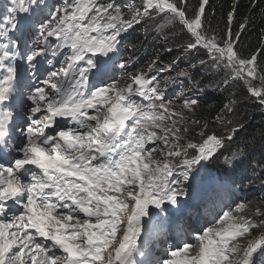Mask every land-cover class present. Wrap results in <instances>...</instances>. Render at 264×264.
I'll use <instances>...</instances> for the list:
<instances>
[{
  "label": "snow or ice",
  "instance_id": "1",
  "mask_svg": "<svg viewBox=\"0 0 264 264\" xmlns=\"http://www.w3.org/2000/svg\"><path fill=\"white\" fill-rule=\"evenodd\" d=\"M208 3L199 0L191 16L187 0H140L127 13L100 0H63L54 9L47 0L4 4L0 264H264L260 208L252 212L259 220L250 218V204L241 202L221 210L206 227L189 233L184 226L190 206L180 197L188 195L189 176L195 179L197 166L219 155L225 143L207 132V122L195 133L198 139L189 138L187 125L200 124L193 119L198 101L166 99L150 75L157 59L119 80L108 76L101 59L116 54L122 35L134 26L151 23L159 31L178 26L189 36L183 51L203 49L208 59L200 65L225 73L207 87L242 82L247 96L264 106V67L258 64L264 47L240 55L237 46L248 18L233 32L235 0L222 36L209 35ZM13 33L35 39L21 51ZM58 54L63 59L55 68L48 57ZM18 58L27 61L31 82L14 63ZM42 62L49 69L41 79ZM178 77L193 79L186 71ZM237 103L229 99L215 120L223 123ZM259 137L264 148V128ZM244 152L234 154L240 165L250 159ZM258 179L264 189V167ZM170 231L176 239L157 258L155 247Z\"/></svg>",
  "mask_w": 264,
  "mask_h": 264
},
{
  "label": "trees",
  "instance_id": "2",
  "mask_svg": "<svg viewBox=\"0 0 264 264\" xmlns=\"http://www.w3.org/2000/svg\"><path fill=\"white\" fill-rule=\"evenodd\" d=\"M126 2L127 0H111V3L117 6ZM235 2L238 7L235 9L233 32L239 30V24L244 22L245 17L248 18V27L240 37L237 50L241 56L248 57L257 48L264 47L260 43L261 36L264 35V12H262L264 0H235ZM233 3L234 0H209L205 14V28L208 30L209 35L222 36L227 26V13L232 10ZM61 4H58V6ZM187 5L188 14L191 16L192 9L198 7L199 0H187ZM149 26L151 24L141 23L128 30L126 35L121 37L116 54L117 65L113 73L114 79L119 80L125 76L126 72H130L126 64V69L119 67L123 64L121 60L126 59L128 54L137 53L138 57H147L148 64L153 59H157L156 66L165 68L164 72L158 71L155 73L157 79L161 77L160 81L174 83L169 92H165L166 99L172 100L176 104L182 103L184 99L198 101L193 119L199 120L200 124L189 123L187 125L191 129L189 138L195 137V133L199 131L205 122L208 124L207 132L209 134L225 138L224 147L219 151V155L207 161L209 172L215 170L217 175L214 176L215 178L228 179L230 188L233 191L231 201L224 197L218 203L225 204L226 210H228V207L234 208L236 204L241 202L248 203L251 207L247 215L252 219L259 220L260 217L252 216V212L256 208L264 211V204L261 203L264 201V189L258 185L248 188L245 186L246 179H240V177L251 175L252 170L256 167L260 174L262 167H264V148L261 147L259 137L260 129L264 128V106H261L258 100H253L247 96L242 82L229 81L228 84H221L219 87H207L209 84L222 81L225 73L223 71L214 72L209 67L200 65L199 61L201 59L206 61L208 59L203 49L200 51L191 50V52L183 51L180 46L189 39V36L182 32L178 26L169 27L170 31L165 29L163 32L148 35L146 30ZM258 64L264 67V53L259 54ZM169 65H171L170 69ZM181 71L189 72L193 79L178 77V73ZM176 81L177 83H175ZM195 82L200 83L198 86H194ZM182 91H185L186 94H182ZM232 98L238 100L234 114L239 119L233 116L237 119V124L234 127L228 124L229 119H225L223 123L215 120L216 116L220 114L223 104ZM222 124L225 125L223 129ZM228 135H232L233 139L231 141L226 139ZM254 136L255 140H253ZM241 149H245V156H250L246 165L239 164V156H237L238 158L235 157V166L226 167L222 163L228 161L230 157L232 158L235 153L239 154ZM209 210H213V218L220 212L215 206L209 208Z\"/></svg>",
  "mask_w": 264,
  "mask_h": 264
},
{
  "label": "rangeland",
  "instance_id": "3",
  "mask_svg": "<svg viewBox=\"0 0 264 264\" xmlns=\"http://www.w3.org/2000/svg\"><path fill=\"white\" fill-rule=\"evenodd\" d=\"M6 1L8 2V0H6ZM7 2H6V3H7ZM56 2H57V0H52V1H50V2H49V0H47V4H48V6L51 5V4H55ZM100 2H101V3H111V0H101ZM133 3H134L135 5H138V4L140 3V0H127L126 3H122V4H120V5L117 6V7L123 9L124 12L127 13V9H128V7L131 6ZM122 7H123V8H122ZM47 11H48V9L46 8V9H45V12H47ZM150 24H151V23H150ZM168 27H171V26H168ZM146 31H147L146 33H147L148 35H149V34H153V33H158V32H160V31L157 30V29L155 28V26L152 25V24H151V26L148 27V29H147ZM161 32H163V31H161ZM125 35H126V33L123 34L122 36H125ZM48 58H50V59L53 60V62H54V64H55L56 68H59V67H60V63H59V61L63 59V55H59V54H58L56 57H51V56L49 55ZM143 58H144V57H142V56H139V57H138L137 53H134V54H128L127 57H126V59H122L121 62H122L123 64H126V65L129 67L130 72L135 73V72H139V71H141V70H147V66H148L147 59H148V58H147V57H145L144 59H143ZM101 59H104V60L107 61V63H106V70H107V74H108V76H109V71L111 70V63L109 62V59H108L107 57H103V58H101ZM158 69H159V67L156 66V67L153 69V71L150 73V75H155V73L159 71ZM93 71H95V70H93ZM211 71H214V72H220V70H216V69H212ZM155 76H156V75H155ZM180 78H181V77H180ZM160 79H161V77L158 79V81L160 82L161 88H162L165 92H169L170 87H172L174 83L171 82V81H167L168 83L165 84V82H164L163 80L160 81ZM258 81H259V80H257V81L255 82L257 85H258ZM93 82H94V83H97L98 81L94 79ZM109 82H111V81H109ZM175 83H177V81H176ZM181 93H182V94H186L185 91H182ZM181 93H180V94H181ZM185 96H186V95H185ZM251 98H252L253 100H257V99L254 98V97H251ZM233 116H235L237 119H239V117H237L235 114H232L231 117H228V118H226V119H229L228 124H230L231 126L234 127V125L237 124V119L234 118ZM224 126H225L224 124L221 125L222 129H223ZM199 130H200V129H199ZM196 139H198V137H196ZM235 154H237V153H235ZM235 157L238 158L237 156H235ZM235 157L232 156V158L230 157V159H229L228 161H223L222 163H223L226 167H228V166H235V165H234V164H235L234 161H235V159H236ZM207 161H208V160H207ZM207 161H203V162H201V165H198V166H197V167L199 168V173H198L197 177H196L195 179H193V177L190 175V176H189V181H188V183H187V191H188L189 194L194 193L195 196H199L200 198H205V200L208 199L209 197H211L212 192L208 191V192L206 193V192H205V189L202 187V185H201V184H197V183H199V179H200V182L205 181V180L202 179L203 176L206 177V178H205L206 180H207V179H208V180H213V177H214V176H217V175L215 174V173H216L215 170H212L211 173L209 172V168L207 167ZM252 172H253V173H252L251 175H249V176H244V175H243L242 177H240V179L246 177V181H247V182L245 183V186L248 187V188H251V187L256 186V185L259 186V179H258V177H260V174H259V172L257 171V167H256L255 169H253ZM201 179H202L203 181H201ZM220 186H221V187L223 186L222 183L220 184ZM226 190H227L226 196H228V197H232V193H231L232 190H231L230 188H228V189H226ZM219 199L221 200V196H219ZM244 203H245V202H244ZM203 205H204L203 200H200L199 203H198V205H197V207H199L201 213L205 212V210H206V207L203 208ZM208 205H209V204H207V206H208ZM210 205H211V204H210ZM193 216H194V215H193V212H192V210H190V211L184 216V222H185L186 219H191ZM197 217H198V215L196 214V216H195V218H194V220H193V225H195V223L197 222ZM255 220H258V219H255ZM196 229H198V227H197ZM188 232H190V231H188ZM168 236H171L172 238L176 237V236H175V233H174V232H171V231L169 232ZM173 240H174V239H173ZM165 248H166V247H164V246H163V247H160V242H159V243L156 245L155 250H154V254H155V256H156L157 258H161V257H163ZM157 252H158V253H157Z\"/></svg>",
  "mask_w": 264,
  "mask_h": 264
},
{
  "label": "bare ground",
  "instance_id": "4",
  "mask_svg": "<svg viewBox=\"0 0 264 264\" xmlns=\"http://www.w3.org/2000/svg\"><path fill=\"white\" fill-rule=\"evenodd\" d=\"M223 198H224V196H223ZM190 220H192V218H191ZM164 238H166V239H171V240L176 239V237L172 238L171 236H166V237H164ZM169 242H170V241H169ZM157 253H158V252H157Z\"/></svg>",
  "mask_w": 264,
  "mask_h": 264
}]
</instances>
